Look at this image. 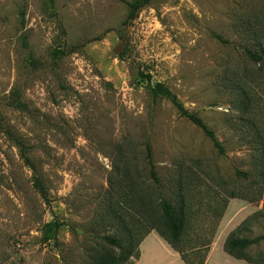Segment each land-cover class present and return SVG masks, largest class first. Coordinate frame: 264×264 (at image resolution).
<instances>
[{
    "label": "rangeland",
    "instance_id": "rangeland-1",
    "mask_svg": "<svg viewBox=\"0 0 264 264\" xmlns=\"http://www.w3.org/2000/svg\"><path fill=\"white\" fill-rule=\"evenodd\" d=\"M132 1L0 0V264H88L106 230L105 192L126 168L157 193L147 142L160 191L186 198V255L207 264L215 245L209 264H251L223 246L264 234V0H151L125 22ZM155 83L224 154L153 98ZM152 232L139 264H181ZM247 252L264 257V241Z\"/></svg>",
    "mask_w": 264,
    "mask_h": 264
},
{
    "label": "trees",
    "instance_id": "trees-1",
    "mask_svg": "<svg viewBox=\"0 0 264 264\" xmlns=\"http://www.w3.org/2000/svg\"><path fill=\"white\" fill-rule=\"evenodd\" d=\"M120 1L125 2V0ZM150 2L151 0L127 2L128 15L125 22L133 21L137 14ZM214 37L223 44L228 43L220 35H214ZM245 53L255 62L261 61V56L252 51L245 50ZM139 77L144 78L148 83L151 81L149 74L139 72ZM149 90L153 98L165 99L170 102L180 117L187 119L199 128L211 140L218 153L224 154L225 149L218 140L216 133L206 125L197 113L189 111L171 89L162 83H155L149 85ZM14 105L25 107L18 98L15 99ZM242 105L246 111L249 110L248 104L242 103ZM257 136L259 140L262 139L260 133H257ZM23 158L29 164V159L25 154ZM145 159L149 179H151L157 193L151 192L150 188L142 183L136 175L130 174L129 167V169L126 168L123 173L124 177L120 180L116 179L117 186L114 187L111 184V187L105 192L101 223L106 226V230L104 234L95 235V238L100 241V249L89 255L88 264H134V261H137L141 256L140 244L154 230L180 254L181 259L186 264H195L181 248L189 220L186 198L182 194L178 195L176 204H173L160 191V177L156 171L153 150L149 142L145 144ZM34 180L35 188L41 197L47 200L48 191L42 179L35 176ZM216 229L213 231L212 238ZM211 241L198 249L205 248L206 251H209ZM262 241H264V234L255 238L238 237L232 234L224 242L223 248L227 254L237 260L251 264H264V257H253L247 252L249 248ZM200 264H204L203 261Z\"/></svg>",
    "mask_w": 264,
    "mask_h": 264
},
{
    "label": "crops",
    "instance_id": "crops-1",
    "mask_svg": "<svg viewBox=\"0 0 264 264\" xmlns=\"http://www.w3.org/2000/svg\"><path fill=\"white\" fill-rule=\"evenodd\" d=\"M222 227H220V229L218 230V236H220V234H221V232H222V229H221ZM152 237H156L157 239H158V236L154 233V232H152L151 234H150V236H148V238L142 243V246H141V257H140V259H139V261L136 263V264H139V263H141L143 260H144V258H145V252H144V247L147 245V243H148V241L150 240V238H152ZM165 245V244H164ZM167 245V244H166ZM168 247V246H167ZM214 247H215V245L210 249V252H209V257H210V260L207 262V264H209V262H211V258H213V255H214ZM168 250H169V252H171L172 254H174V258L176 259V260H178V261H180L181 262V264H184V262L182 261V259L180 258V256L178 255V253L177 252H175L172 248H169L168 247Z\"/></svg>",
    "mask_w": 264,
    "mask_h": 264
}]
</instances>
